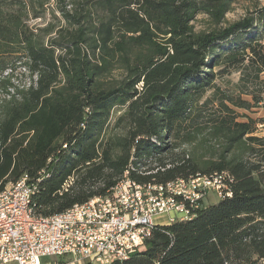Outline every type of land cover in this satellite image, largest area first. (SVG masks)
Returning <instances> with one entry per match:
<instances>
[{"label": "trees", "instance_id": "1", "mask_svg": "<svg viewBox=\"0 0 264 264\" xmlns=\"http://www.w3.org/2000/svg\"><path fill=\"white\" fill-rule=\"evenodd\" d=\"M233 72L237 95L216 83ZM262 102L264 0H0V191L28 175L34 212L51 216L127 171L145 185L233 178L232 195L109 264H264V117L237 110Z\"/></svg>", "mask_w": 264, "mask_h": 264}, {"label": "built area", "instance_id": "2", "mask_svg": "<svg viewBox=\"0 0 264 264\" xmlns=\"http://www.w3.org/2000/svg\"><path fill=\"white\" fill-rule=\"evenodd\" d=\"M232 183L227 172H216L202 181L139 188L127 176L126 184L110 192L104 204L84 205L81 213L38 222L33 221L31 204H25V195L33 193L36 185L24 175L16 183L17 192L0 200V263L42 264V258L62 256L94 264H108V258L126 260L160 225L156 215L182 220L202 206L210 191L218 198L232 195Z\"/></svg>", "mask_w": 264, "mask_h": 264}, {"label": "rangeland", "instance_id": "3", "mask_svg": "<svg viewBox=\"0 0 264 264\" xmlns=\"http://www.w3.org/2000/svg\"><path fill=\"white\" fill-rule=\"evenodd\" d=\"M246 4L244 3H238L234 6L233 10L227 14L226 16V22H232L234 20H237L239 18H241L244 14H245V9ZM30 23L32 25L35 24H43L44 21L41 20H31ZM195 26L197 30L200 29H207L209 26V21L207 20V17L204 15H200L197 20L195 21ZM15 77L17 82L21 83V84H28L30 83V76L28 74V72L25 71L24 68H18L15 72ZM239 77H240V73L238 72H233L232 74L226 75V76H222V77H218L216 80L217 85L220 87V89H222L223 91H225L226 93H230V94H234L237 95L238 94V81H239ZM214 90H211L207 93V95H211L212 92ZM242 98L244 99H251L250 96L244 95L242 94ZM238 112L241 115H248L250 117H253L255 119L264 117V102L254 106L252 109L250 110H246V109H242L239 108L237 109ZM120 115V110H115L112 113V117H111V125L112 127L115 124V121L117 119V117ZM240 119H245L243 117H241ZM116 131H120V128H114ZM113 129V130H114ZM256 135L258 136H264V126L259 124L258 125V130L256 132ZM185 149H187L188 151H192L194 149V146L191 144H187L184 146ZM204 149L199 150V152H204ZM207 201L206 204L208 203H215L219 200L218 196L216 195V193L214 191H210L208 193L207 196ZM169 218L168 214L166 213H161L158 214L154 217V220L156 222L159 223H163L165 221H167ZM86 261H76L74 260V258L70 257V256H62V257H45L42 258V264H85Z\"/></svg>", "mask_w": 264, "mask_h": 264}, {"label": "bare ground", "instance_id": "4", "mask_svg": "<svg viewBox=\"0 0 264 264\" xmlns=\"http://www.w3.org/2000/svg\"><path fill=\"white\" fill-rule=\"evenodd\" d=\"M222 172H227V171H222ZM127 176H129V172L128 171L122 177V179L119 180V182L111 190V192L118 191L120 189V186L126 184ZM213 176H214V173L211 174V175L194 176V177H191L189 179H194V181H202L203 179H206L207 177H213ZM227 176H231V175L227 172ZM69 180H70V184H71L73 182V179L71 178ZM20 182H22V178H20L19 180L15 181V182L8 183L5 186V188L0 191V200L5 197V194L17 192V184L16 183H20ZM172 182L186 183V179L178 178V179H176V180H174ZM70 184H68V182H67L65 184V188H67ZM133 184L135 186H139V188H153V187H156V186H163L166 183L165 184H163V183H161V184L150 183V184L145 185V184H141V183L137 182L136 180H133ZM33 194H34V190H33V193H30V195H25V204H31L32 199H33L32 198ZM109 194H110V192H109ZM109 194H107L105 196H96V197L92 198L91 200H89V201H87L85 203L75 204L74 206H72L71 208L67 209L66 211H64L62 213H59V214L51 215V216H40V215H37L34 212V210L32 208V205H31V209L33 211V221L48 222V221H53V220H56V219H63L65 217H67L68 215H74L76 213H81L84 210V205L104 204L105 201H109ZM228 196H230V195H228ZM188 217H182V220H185ZM134 248H136V247H134ZM115 260H119V258H108V264L113 262V261H115Z\"/></svg>", "mask_w": 264, "mask_h": 264}, {"label": "crops", "instance_id": "5", "mask_svg": "<svg viewBox=\"0 0 264 264\" xmlns=\"http://www.w3.org/2000/svg\"><path fill=\"white\" fill-rule=\"evenodd\" d=\"M169 216V218H168V220L167 221H165V222H163V223H159V222H156V224H168V223H170L171 222V219H170V215H168ZM0 264H2V263H0Z\"/></svg>", "mask_w": 264, "mask_h": 264}]
</instances>
